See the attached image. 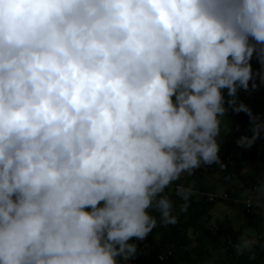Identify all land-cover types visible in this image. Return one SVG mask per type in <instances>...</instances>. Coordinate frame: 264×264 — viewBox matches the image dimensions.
Here are the masks:
<instances>
[{
	"label": "clouds",
	"instance_id": "obj_1",
	"mask_svg": "<svg viewBox=\"0 0 264 264\" xmlns=\"http://www.w3.org/2000/svg\"><path fill=\"white\" fill-rule=\"evenodd\" d=\"M254 52L264 0H0V264H118L175 225L166 188L226 167L222 90L254 125L238 147L264 130L237 106ZM239 192L264 207V174Z\"/></svg>",
	"mask_w": 264,
	"mask_h": 264
},
{
	"label": "crops",
	"instance_id": "obj_2",
	"mask_svg": "<svg viewBox=\"0 0 264 264\" xmlns=\"http://www.w3.org/2000/svg\"><path fill=\"white\" fill-rule=\"evenodd\" d=\"M251 66L252 69L256 67L259 69V71L261 69L260 72L264 71L262 70L261 66ZM253 82L258 85L256 89L252 88L251 91H246V93L243 91V89H238L237 106L241 102L244 103L252 110L253 115L256 116L257 111H259L258 107L261 108V111L264 113V84H261V77H257V80H254ZM224 92V98L226 101L224 106L227 109V118L223 119V126L228 128L231 124V128L227 134H224V130L222 128V135L217 137V142L220 145V150L218 153L220 162L223 161L228 147L235 143L236 140H238L244 134L253 135L251 129L254 126L250 119L247 124L244 123V128H241L237 125L238 122L235 112L227 104V101L229 99H232V97H229L227 95V89H224ZM248 92H251L250 95H248L249 100L245 99V94H247ZM227 119L230 121V124ZM261 122H264V115L261 119ZM218 167L219 164L216 163H213L212 165L202 164L200 168L194 170L191 177L185 174L181 177L180 181H177L166 188L164 195H166L170 199V197L174 195L173 187L177 184H183L185 187H192L193 195L190 197V200L194 203L206 202L208 195L219 196L223 194H227L230 197L237 199L238 201H242L245 195L239 191L248 189L250 188V186L256 184L257 180L261 178L262 174H264V147L255 151H243L236 157L234 165L229 167L225 172H219ZM173 204V215H177L178 217L177 223L175 225L182 228L185 226L188 227L190 225V219L187 212L189 208L186 212H182L180 211V207L183 203L181 204L180 202H176ZM256 206L257 207L252 210L251 215H258L264 222V207L259 206L258 204H256ZM245 212L246 211L241 206L230 208L228 204H226V202H214L213 207L208 212L210 220L207 224H205L206 228H212L216 225L217 222H222L224 219H228L231 223V227L237 233L238 242L240 237L244 235L245 232H247L249 239L255 240L251 251H245V253L256 251L255 256L259 258L258 264H264V254L261 255L262 251L260 252V250L257 249L259 241L264 240V228H259L256 230L244 228L243 224L245 222ZM236 222L238 223L236 224ZM235 224L238 227L240 226V228L238 229L239 232L237 231V229L235 230ZM170 226L171 225L162 226L159 224L157 228L154 229L152 241L148 246L149 249H153L163 242L166 235L165 233L163 234V232L169 229ZM187 233L190 239L193 240L191 244L192 248L196 247L197 241L203 240L202 233L194 232L190 228L187 230ZM209 242H212V245L210 244L211 246L208 245ZM202 244L205 250H207L208 252V254H205L204 256V259L207 260V264H216L213 261V256L216 255L214 254V251H217L218 249L220 250L221 246L224 247L227 256V243L222 238H219L218 241L209 238L207 240H204ZM218 260L223 261V259ZM218 264H220V262Z\"/></svg>",
	"mask_w": 264,
	"mask_h": 264
},
{
	"label": "trees",
	"instance_id": "obj_3",
	"mask_svg": "<svg viewBox=\"0 0 264 264\" xmlns=\"http://www.w3.org/2000/svg\"><path fill=\"white\" fill-rule=\"evenodd\" d=\"M250 64L257 67L261 66L255 53H253ZM222 94L225 96L224 89L222 90ZM235 115L237 117V125L241 128H244V123L247 124L250 117L244 112H235ZM170 200L173 203H184V201L180 197L174 195L170 197ZM222 202H226V204H228L230 208L241 206L240 204H234L229 201ZM213 205L214 203H209L207 201L194 203L189 200V210L187 212L190 219V227L185 226L182 228L177 225H171L169 229L163 232V234H166L163 242L153 249L148 248L153 238V233H150L148 242L138 247V254L132 257V260L137 264H207V260L204 259V256L205 254H208V252L203 247L202 242L209 238L216 241H218L219 238H222L227 243V256L225 260L220 261V264H258V262L255 261L259 259L258 257L255 256V259H249L253 255V253H256V251L250 253L244 252L243 254L237 253L235 248V245L238 243L237 233L231 227V223L228 219H224L222 222H217L216 225L212 228H206L205 224H207L210 220L208 212L211 210ZM251 212L252 210L250 211V213L245 212V222L243 224L244 228L255 230L264 228V222L262 221V219L258 215H251ZM152 215L159 218L158 213L155 211H152ZM189 228L194 232L203 234V240L197 241L195 248L191 247L193 240H191L188 236L187 230ZM213 231L216 233V235ZM257 249H259L260 252L262 251L261 255L264 254V240L259 241ZM167 252H170L171 254L168 260L165 262H159L157 260V255Z\"/></svg>",
	"mask_w": 264,
	"mask_h": 264
},
{
	"label": "built area",
	"instance_id": "obj_4",
	"mask_svg": "<svg viewBox=\"0 0 264 264\" xmlns=\"http://www.w3.org/2000/svg\"><path fill=\"white\" fill-rule=\"evenodd\" d=\"M243 136H246L248 138H251L252 135L251 134H244ZM237 141V140H236ZM233 143L231 146L228 147L225 157L223 159V161L221 162V164L225 165L226 167H224L223 169H221L220 165L218 167V171L219 172H225L229 167L234 165L235 159L236 157L242 153L243 151H253V150H258L261 149L262 147H264V130L261 131L260 133V137L255 141V143L252 145L251 148H242V147H238L237 143ZM256 184L252 185L250 188L251 189L255 186ZM177 186V185H176ZM176 186H174L173 188V192H174V196H177L176 194ZM179 197V196H177ZM251 197L249 195H245L242 199V201H238L235 198L230 197L227 194H223V195H208L207 196V202L209 203H214L217 201H229L232 202L234 204H240L244 210L246 211V213H250L251 210H253L256 206V204H258L256 201H252L251 205H249V201H250ZM150 234L143 240H133L134 243H136L137 248L146 244L149 240ZM162 254H165L166 258L164 260L160 259V256ZM171 256L170 252L167 253H160L157 255V260L159 262H165L168 260V258ZM133 258L130 257L127 260H123L121 258H118V264H137L135 261L132 260Z\"/></svg>",
	"mask_w": 264,
	"mask_h": 264
},
{
	"label": "rangeland",
	"instance_id": "obj_5",
	"mask_svg": "<svg viewBox=\"0 0 264 264\" xmlns=\"http://www.w3.org/2000/svg\"><path fill=\"white\" fill-rule=\"evenodd\" d=\"M252 71H253V79L252 80H250L249 81V89L248 90H244L243 89V91L246 93V91H251V89H252V83H254L253 81L254 80H257V77H260V75H258V73H261L260 71H261V69H260V71H259V69L258 68H253L252 69ZM259 79V78H258ZM242 89V88H241ZM251 93V92H250ZM250 93L248 92L247 94H245V99H247V100H249V98H248V95H250ZM264 104V103H263ZM262 107V106H261ZM258 109H259V111H257V115L256 116H260L261 117V119H262V117H263V115H264V113L261 111L262 109L261 108H259L258 107ZM261 111V112H260ZM231 113V112H230ZM247 178H249V177H247ZM246 178V179H247ZM251 178H254V177H251ZM176 186V185H175ZM251 187V186H250ZM174 188V187H173ZM223 217H224V215H223ZM238 222H236V224H237ZM235 224V230L237 229V231L239 232V228H240V226L238 227L237 225ZM248 231H250V230H248ZM214 232V231H213ZM215 233V232H214ZM241 234V233H240ZM215 235H216V233H215ZM214 235V236H215ZM212 245V242H209L208 243V245ZM207 245V246H208ZM210 245V246H211ZM209 246V247H210ZM215 253L214 254H216V255H214L213 256V261H214V263H216V264H218L220 261L218 260V259H223V260H225V256H226V252H225V249H224V247H222L221 246V249L219 250H217V251H214ZM209 258V257H208ZM207 258V259H208ZM256 262H259V260H255Z\"/></svg>",
	"mask_w": 264,
	"mask_h": 264
},
{
	"label": "water",
	"instance_id": "obj_6",
	"mask_svg": "<svg viewBox=\"0 0 264 264\" xmlns=\"http://www.w3.org/2000/svg\"><path fill=\"white\" fill-rule=\"evenodd\" d=\"M249 40H250V43H253V44H255L256 42H255V40L253 39V38H249ZM255 54H256V52H254Z\"/></svg>",
	"mask_w": 264,
	"mask_h": 264
}]
</instances>
